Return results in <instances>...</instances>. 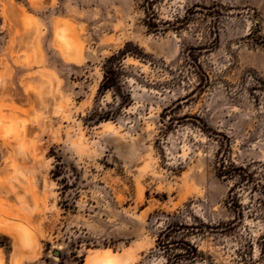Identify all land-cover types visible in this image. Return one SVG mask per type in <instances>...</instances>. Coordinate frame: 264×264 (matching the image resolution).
I'll return each instance as SVG.
<instances>
[{"label":"rangeland","instance_id":"obj_1","mask_svg":"<svg viewBox=\"0 0 264 264\" xmlns=\"http://www.w3.org/2000/svg\"><path fill=\"white\" fill-rule=\"evenodd\" d=\"M104 253L264 264V0H0V264Z\"/></svg>","mask_w":264,"mask_h":264},{"label":"trees","instance_id":"obj_2","mask_svg":"<svg viewBox=\"0 0 264 264\" xmlns=\"http://www.w3.org/2000/svg\"><path fill=\"white\" fill-rule=\"evenodd\" d=\"M127 55L126 51H121L119 55L111 57L107 64L109 67L107 68L104 76V80L101 85V90H109L114 88L119 81V71L121 70V56Z\"/></svg>","mask_w":264,"mask_h":264},{"label":"bare ground","instance_id":"obj_3","mask_svg":"<svg viewBox=\"0 0 264 264\" xmlns=\"http://www.w3.org/2000/svg\"><path fill=\"white\" fill-rule=\"evenodd\" d=\"M60 39V38H59ZM66 42V41H65ZM102 254V253H101ZM105 254V253H104ZM111 255H112V253H111ZM110 254H105V255H103L102 256V258L101 259H99V260H97L96 259V264H114V262H115V258L116 257H112ZM99 256V255H98ZM99 257H101V256H99ZM98 257V258H99ZM117 261V260H116ZM118 261H120V259L118 260ZM117 261V262H118ZM94 262V261H93ZM92 262V263H93ZM121 262H122V260H121ZM117 264V263H116Z\"/></svg>","mask_w":264,"mask_h":264}]
</instances>
